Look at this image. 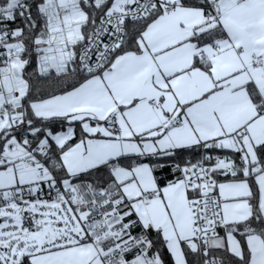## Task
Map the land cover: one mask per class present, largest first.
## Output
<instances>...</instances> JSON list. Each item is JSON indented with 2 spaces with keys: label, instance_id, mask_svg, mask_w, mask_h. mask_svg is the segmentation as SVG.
Listing matches in <instances>:
<instances>
[{
  "label": "snow or ice",
  "instance_id": "6c2138e0",
  "mask_svg": "<svg viewBox=\"0 0 264 264\" xmlns=\"http://www.w3.org/2000/svg\"><path fill=\"white\" fill-rule=\"evenodd\" d=\"M0 264H264V0H0Z\"/></svg>",
  "mask_w": 264,
  "mask_h": 264
}]
</instances>
